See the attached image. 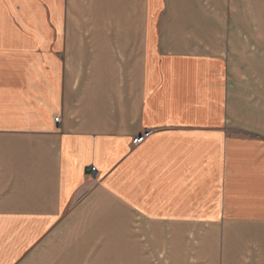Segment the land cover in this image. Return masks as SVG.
<instances>
[{
  "label": "crops",
  "instance_id": "0c3cea01",
  "mask_svg": "<svg viewBox=\"0 0 264 264\" xmlns=\"http://www.w3.org/2000/svg\"><path fill=\"white\" fill-rule=\"evenodd\" d=\"M177 250L264 264V0H0V264Z\"/></svg>",
  "mask_w": 264,
  "mask_h": 264
},
{
  "label": "rangeland",
  "instance_id": "374dc122",
  "mask_svg": "<svg viewBox=\"0 0 264 264\" xmlns=\"http://www.w3.org/2000/svg\"><path fill=\"white\" fill-rule=\"evenodd\" d=\"M192 231L193 230L191 229V231H190L191 232V235H192ZM192 236L195 237L194 239H195V242H196V235H192ZM190 238H192V237H190ZM143 247H146L144 249V252H146V254H148L149 253V251H148V245H145ZM179 255H180V252H178V250L173 253V260H172L173 261V264H193V263L196 262V258L194 257L195 255L193 254L192 251L190 252V254L189 253L186 254L187 256H189V258H185V261L179 259L178 258ZM108 262H109V264H118V261L111 260V261H108ZM151 262H152V264H160V261L159 260H157V261L156 260H152ZM84 264H91V261H85ZM93 264H96V262L93 261ZM141 264H145V263H143V260H141Z\"/></svg>",
  "mask_w": 264,
  "mask_h": 264
},
{
  "label": "built area",
  "instance_id": "2783aa9c",
  "mask_svg": "<svg viewBox=\"0 0 264 264\" xmlns=\"http://www.w3.org/2000/svg\"><path fill=\"white\" fill-rule=\"evenodd\" d=\"M58 117H55V121H58ZM149 134V131H144L141 134L137 135L132 139L133 144L140 143L147 135ZM91 170L94 171V167H91Z\"/></svg>",
  "mask_w": 264,
  "mask_h": 264
}]
</instances>
